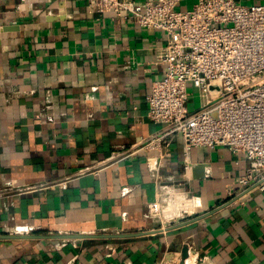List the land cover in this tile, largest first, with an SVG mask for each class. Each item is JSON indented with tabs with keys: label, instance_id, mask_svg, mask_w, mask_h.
<instances>
[{
	"label": "crops",
	"instance_id": "0c3cea01",
	"mask_svg": "<svg viewBox=\"0 0 264 264\" xmlns=\"http://www.w3.org/2000/svg\"><path fill=\"white\" fill-rule=\"evenodd\" d=\"M166 43L93 0H0V235L36 236L0 239V264H180L185 246L184 264H264V189L239 183L244 154L186 152L180 135L168 154L142 148L164 127L147 96Z\"/></svg>",
	"mask_w": 264,
	"mask_h": 264
},
{
	"label": "built area",
	"instance_id": "2783aa9c",
	"mask_svg": "<svg viewBox=\"0 0 264 264\" xmlns=\"http://www.w3.org/2000/svg\"><path fill=\"white\" fill-rule=\"evenodd\" d=\"M181 1L93 0L99 13L167 34L158 54L164 74L147 96L149 117L164 127L142 148L168 154L178 135L186 152L227 147L250 162L239 179L244 189H264V4L198 0L182 10ZM190 85L201 90L195 109ZM148 209L158 216L161 204L151 202Z\"/></svg>",
	"mask_w": 264,
	"mask_h": 264
},
{
	"label": "water",
	"instance_id": "95a60500",
	"mask_svg": "<svg viewBox=\"0 0 264 264\" xmlns=\"http://www.w3.org/2000/svg\"><path fill=\"white\" fill-rule=\"evenodd\" d=\"M147 231V232H139V233H122V234H93V235H84V234H68V235H56V236H45V237H54V238H64V239H76V238H126V237H134L141 234L154 232ZM21 237H36L34 235H13V234H3L0 235V239H14V238H21ZM189 257L188 248L187 246L184 247L181 256L180 264H184L185 260Z\"/></svg>",
	"mask_w": 264,
	"mask_h": 264
},
{
	"label": "rangeland",
	"instance_id": "374dc122",
	"mask_svg": "<svg viewBox=\"0 0 264 264\" xmlns=\"http://www.w3.org/2000/svg\"><path fill=\"white\" fill-rule=\"evenodd\" d=\"M201 97V90L194 85H190L189 87V98H190V106L191 108H195V104H199ZM194 102V103H193Z\"/></svg>",
	"mask_w": 264,
	"mask_h": 264
}]
</instances>
